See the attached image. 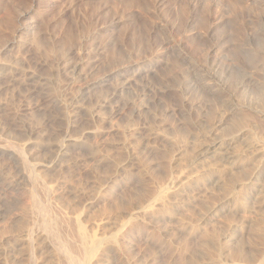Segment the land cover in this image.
I'll return each mask as SVG.
<instances>
[{
  "label": "bare ground",
  "instance_id": "obj_1",
  "mask_svg": "<svg viewBox=\"0 0 264 264\" xmlns=\"http://www.w3.org/2000/svg\"><path fill=\"white\" fill-rule=\"evenodd\" d=\"M40 1L41 0H39V2ZM78 1H80L81 5L83 4V7L88 2V0ZM99 1L107 3L108 0ZM113 1L115 2L116 0ZM120 1L128 2L129 6H132L133 2H137L136 0ZM139 1L141 2V0ZM148 1L149 4H151L154 8H156L158 3V9L165 6V3L167 2V0ZM116 2L117 3H115V6L116 4L118 5L119 0ZM145 2H147V0ZM228 2L231 4V7H233L232 5H236L241 11H255L258 14L260 13L264 19V0H228ZM228 2L227 4H229ZM11 3H13L12 0ZM41 3L47 7L49 2L48 0H44ZM13 4L15 5L16 3L14 2ZM13 4L3 7L6 9V11H4L2 7L0 8L3 10H0L1 12H6L5 14L7 16H5L8 17V19H11L13 16H11V14L13 13L15 6H18V4H16L13 8V6H11ZM124 6L127 7L125 3ZM184 10L185 8H182L181 12L183 13ZM78 15H76V17H78ZM1 19L0 22H3L5 28L4 30L2 29L3 33L0 35V94L1 92H7L8 90L13 91L15 88H19L20 90L22 89L26 92H37V90L41 91L42 89H45L46 82L40 76L42 74L39 75L40 72L38 73L36 69L31 68V66H25L24 64V60L27 59L26 54H30L33 51V47L36 48L34 44H38L37 48L42 49L40 45L44 43V40H42L43 37H41L39 34V27L37 29L36 27H32L33 25L29 26L28 24H13L12 21H1ZM70 20L74 21V19ZM72 22L70 25L67 24L68 26H63L62 23L60 24L63 27H69L64 31L65 34L62 37V45H64L63 43L71 42L73 36L76 35L75 33L77 32L78 28L75 29V27H78V25H75L76 23ZM76 22L79 23L78 21ZM66 23L64 22V25ZM73 30L76 31L73 33ZM76 38L77 37L75 36L74 39L76 40ZM53 42L51 44L53 46L51 47L49 46L50 44H48L50 48H47V51L45 52L48 53V51L51 52V50H53L52 47L56 45H54ZM114 53L115 52H113V54ZM24 56L26 57L24 58ZM93 61V59L88 58L87 64H90L91 62L93 64ZM59 62L57 64H59ZM36 65L38 64L36 63ZM38 66L41 68L43 65L41 63ZM38 66L36 67L38 68ZM79 66L80 62H76L70 65H67L66 63L65 66L56 68H62L63 71H66L68 74L72 75L81 73ZM262 67L263 66H261V68ZM115 68H118V66ZM145 69H134L133 71H124L122 69L109 70L103 74L104 77H106L105 80L88 83L82 90H80L79 93L81 96L90 93L100 94L102 90L100 92L95 91L98 84H105L106 86L111 84L112 90L106 89V91H110L109 93H112L111 95L113 97L117 94H119L120 97V95L126 93L124 91L130 89L138 81H141L143 75L144 78L149 77V69ZM144 72L146 73L144 74ZM215 73L217 74V77H219L217 71L214 73L212 72L210 75H208V77L202 78L203 82L199 80L201 83L197 82L196 84H193L196 86V88L193 86V88L191 87L193 90L192 92L198 94L199 97H202V95L204 97V95H206L207 98L204 97V99L201 100L202 102L200 101L197 103L196 97L192 98L190 96V98H186L187 94L184 92L182 93L181 91L178 93L176 92L175 94L177 96L176 98H178L180 101V106L182 107L181 109H183L186 114L193 113L196 115L195 117L193 116L195 119L191 121L193 122V127L197 129L196 132L190 129L192 124H189L190 120L188 121L186 119L187 124L190 125L189 129V126H186L188 129V135L189 130L193 131V134L191 133L190 136L185 135L184 132L182 133V130H178V127L177 134L174 132L175 134L172 133L174 136L170 135L171 131L176 128L168 131L166 128L167 126H163L162 123L165 118L164 120L161 118V127L159 126L156 128H149V132L146 134V137L148 138L145 137L146 141L144 143L143 141H137L138 136H136L137 132L135 129L131 128L123 130L122 128L120 131L118 127L116 130L115 126L114 129L116 132H121L123 135H127L128 138L121 134L120 138L118 139H121V136L124 137L123 139L120 141L116 140V142H109L106 138L102 137L105 136L104 133L108 131L102 130L99 127H81L80 133H78V131L77 133L74 132L75 135L71 133L69 134L68 131L72 127V129H74V126L77 125H79V127L80 125L84 126L80 124L78 118L80 111L82 112V110H86L84 107L86 104L84 105V101L78 102V99H76L74 96H72L73 98L69 97V99L61 98L57 101L52 99L51 101L49 100L50 104L44 103L42 101L33 106L34 109L30 107L29 103L21 106V110L28 111L27 114L30 116L29 120L31 119V121L27 122L29 124H31V122H35L37 124L41 121V118L44 117L43 115L46 114H44V112L50 110L59 112L58 115L60 114L61 118L66 122H64L65 127H63V132L61 130L62 133L59 130L62 128L61 126L58 129V134L57 132L53 136L48 134L49 136H45L46 138H44L42 137V134L44 133H39L43 131L42 127H37L38 124H35V126L32 127L31 125L25 123L26 121L24 119V123L27 124L26 127L29 129L30 133L38 131L37 134H41L39 137L42 138L38 139L36 137V139H34L27 136L28 139L24 138L25 141L23 143H16L17 145L15 144L12 147L0 143V206L10 198L14 202V206L16 205L15 209L17 210L15 214L13 213L14 215L12 214L11 220L20 224L24 223V229H20L19 232L13 235L14 237H12V244L4 248V251L9 250L11 253L13 252L15 254V256L13 255L14 257H12V260L9 259V262L6 261L4 263L21 264V261L23 260L21 259L20 261L19 257H16V254L19 252L18 249L22 248L18 255H20L22 251L25 252L27 256L26 259H28L27 262L29 260L32 262L34 261L33 263L31 262L32 264H37L43 258H49L48 263L50 264H120V261L121 263L123 261L121 260V256L128 252L127 250H130L133 244H135L134 241L138 240L137 242H139L144 240L145 234L143 233V227H150L152 229L159 230V228L161 229V226L165 224L162 223V220L165 217H171L173 224L176 227V235L178 237V241L176 240L177 242L173 248L174 258L172 264H264V131L262 129L256 131L252 128L245 127L244 129H234L232 127V130L234 129V131L229 132L230 134H220V130H223L226 126H229L227 123L229 121L232 123V120L236 119L237 116L239 117V115H244L245 118H251L250 120H253L255 126L258 127L260 123H264V108L251 109L248 106H242V104L240 105V103L234 101L235 99L232 100L234 95H232L231 98L229 93H227L228 91L225 89L228 87L225 86V82H219V80L221 81V78H223L222 81L226 79V74L224 76L225 72H221V75L219 74L221 77H219L220 79L215 76ZM228 74L229 73H227V75ZM112 76L117 77L115 78L117 81L115 80L116 82L114 85L109 81ZM248 77L250 79V75L247 74V79L243 77L244 79L242 78L239 82L237 81L236 86L233 84L235 86L233 93L235 94V91H238L237 93H239L240 89L242 90L241 93H243V91H250L252 90L251 86H253L256 87L255 89L253 88L255 94L257 95V93H259L260 97H264V83L261 81L260 83H257L258 80L256 83L251 82L253 79L250 81ZM143 80L148 81L146 78ZM224 81H227V79ZM188 82L190 81L188 80ZM186 85L190 87L192 84L188 83ZM185 88L187 87L185 86ZM187 90L188 89L185 91ZM42 92H44V90ZM151 92L154 94V91ZM105 94L107 97L108 93L106 92ZM43 95L39 98L43 99ZM208 96L212 99V106H209L208 101L210 99L208 100ZM46 99L44 98V100ZM1 100L2 99L0 98V111L3 108H7L1 103ZM88 102L90 103L89 100ZM106 102L107 101L105 100L104 104L100 105V108L96 113H93L95 112L94 110L89 111L94 108L93 107L89 109V107H91L89 104V106H87V112H82V114L88 113V116L91 118V120L92 118L93 120L96 118L103 120V114L105 115L108 112L102 113L101 107L104 106ZM147 112L145 111V113ZM18 113L19 111H16L15 114L18 115ZM171 113H173V111ZM46 119L47 118H45V120ZM239 119L238 121H240ZM43 122L46 121L43 120ZM40 123V126L45 124ZM261 126L262 125H260V127ZM36 127L39 129L37 130ZM44 127L45 126H43V129ZM198 127H206L204 128V130L206 129L205 132L198 134ZM27 128H24L25 131H27ZM225 129H227V127ZM53 132H55V130ZM45 133H47V131ZM76 134L79 135L76 136ZM149 139H157L158 142L160 141V143L163 142L167 146H173V151L171 153L168 152L169 147L164 148L168 150L164 152L170 154L168 157L166 154L167 159H165L163 162L164 164L161 165V169H159V171H157L158 168L154 172H151L152 170L149 171L148 168H143L142 162L139 160L137 155V153H140V151H142L144 148L148 150L150 147V141L148 142ZM151 145L154 146V142L151 143ZM164 145L162 144L163 147ZM157 148L159 147L157 146ZM111 149H121V151L123 149L126 151L128 156L127 158L125 157L123 159L116 158L115 152ZM72 152H79L78 154L82 153L85 156L87 163L85 161L84 162L89 171L95 172L102 167L104 169L103 172L107 170V173H104V175H102L103 173H100V175L96 172L93 173L98 175L93 176V183L95 187H93L90 192L85 189L86 187L84 188L81 185L79 186L73 183L69 184L67 182L70 181V176L66 177L68 174L65 170L70 166V156L72 155ZM164 152H162V154ZM185 155L187 157L186 160L184 159ZM72 159L74 158L72 157ZM152 161L154 160L152 159ZM182 161H186V164L183 166ZM104 166L106 167L104 168ZM130 167L139 172H137V178L134 181L133 179L131 180L134 186H138L139 189L133 188L134 191L132 193L129 192L126 198L124 197L123 199L118 200L119 194L117 195V193L120 191V189L123 188L122 190H124L128 187V181H126V177H130V174L133 171L130 170ZM87 168L85 167V169ZM64 171L66 173H63ZM122 176L123 178L124 176L126 177L122 179ZM66 178L69 179L66 180ZM130 187L132 186L130 185ZM36 188L42 190L39 191L40 193L42 192L43 196L40 195L38 198L36 195L38 191H36L35 194L33 193L35 191L34 189ZM32 193L37 196V199H35V197L29 198L27 196L29 194L31 197L34 196ZM202 194L209 196L211 195L214 198L212 199L210 197L212 201L208 202V199L210 198L205 196L208 203L206 202L204 204V199L200 198ZM77 200L80 201V204L82 200H84L81 206L77 204V207L79 206L78 208L74 207L75 203L78 202ZM199 202L202 204L200 205ZM95 207H101L99 208L101 211L98 216L92 215L93 213L91 214V209ZM176 208L182 209L183 213H176L174 211ZM96 211L97 214L99 210L96 209ZM189 211L192 212L188 213ZM36 215L39 216V218L41 216V221L39 220V224L42 230L39 231L37 228L38 232L35 230L36 227H34L36 223ZM0 219H3V215L1 213ZM36 224L39 225L38 223ZM218 230H221V233H218ZM186 234L196 235L198 238L194 239L193 243L190 242V245L188 243L187 246H189L187 250L184 251L183 244L186 242L184 241L183 243V239H185L184 237ZM244 234H246L247 237L248 235L250 236V238L248 237L251 239L248 240L251 241L250 243L247 244L241 242L240 239L244 238ZM0 241L2 243L3 240ZM195 246L197 248H195ZM198 248H200V250H198ZM5 260H7V258Z\"/></svg>",
  "mask_w": 264,
  "mask_h": 264
},
{
  "label": "rangeland",
  "instance_id": "obj_2",
  "mask_svg": "<svg viewBox=\"0 0 264 264\" xmlns=\"http://www.w3.org/2000/svg\"><path fill=\"white\" fill-rule=\"evenodd\" d=\"M0 1H1L0 8L2 7V9L4 11H6V9H4L3 7H7L10 4H13L14 2L16 4H18V6L16 4H15L16 6L14 4L11 5V6H13V8L15 6L14 11H13L14 14L13 13L11 14V16L13 15L11 17V19H8V17H6L7 15L5 14L6 12L3 13V12H1L3 10L0 9L1 10L0 11V19L3 18V19H1V21H3V20L8 21L9 20V21H12L13 24H19V25H23V24L27 25L28 24L29 26L33 25L32 27H36L37 29L39 27V29H38V30H40L39 34L41 35V37H43L42 40H44V43L40 45L42 47V49H38L37 48L38 44H36V45L34 44V46H36V48L33 47V49H32L33 51L32 52L30 51L31 55L29 53L26 54L27 59L24 60L25 61L24 64H25V66L26 65L31 66V68L36 69V71L38 73L40 72L39 75L42 74L40 76L46 82L45 89H42L41 91L37 90V92H35V91L34 92H28L27 91L28 92L27 93L26 91H24L22 89L20 90L19 88H17V89L15 88V89H13V91L8 90L7 92H1V94H0V98L2 99L1 103L4 104L8 108V109L3 108L0 111V143L1 144H5V145L12 147L16 143L17 144L23 143L25 141L24 138L28 139L27 136H29L30 138L32 137L34 139H36V137L38 139H40L42 137L46 138L50 134H51L50 136H53L54 134H56V132L58 134L59 130H60V132H61V130L63 132V130H64L63 127H65L64 122H66V121H64V119L61 118L60 114L58 115L59 112L51 111V110L44 112V114L45 113L46 114L43 115L44 117L41 118L40 122H42V123L38 122L37 123L38 125H37L35 122H31V124H29L27 122L31 121V119L29 120L30 116L27 114L28 111L27 110H21L20 107L29 103L30 107L33 108V106H35L37 103H40L42 101L44 103H49V100L51 101L52 99L57 101L61 98H63V99L64 98L69 99V97L73 98L72 96H74L76 99H78V102H83V101L85 102L84 105L85 104L86 105L84 107L86 110H84V111L82 110V112H84V113L87 112V106H89V104L91 106V107H89V109L94 107L96 110L94 108L92 110H89V109L88 110L89 111L94 110L95 112H93V113H96L97 110L100 108V105L104 104V101L106 100L107 102L105 103L104 106L101 107V110H102V113L103 112L104 113L108 112V113L105 115L103 114V117H104L103 120L97 119V118L96 119L94 118L95 120H93V118H92V120H91V118H89V116H88V113L82 114V112L80 111L78 119H79L80 124H82L84 126L80 125V127H79V125H77V126H74V129H72L73 128L72 127L68 131L69 134L71 133V134L75 135L74 132L77 133L78 131H79L78 133H80L81 127H88V128L89 127H99L102 130L108 131V132H105L104 133L105 136H102V137L106 138L109 142H111V141L116 142V140L120 141L124 137L121 136V139H118V138H120L121 134L123 135V133L116 132L115 129L117 130L119 128L121 131L122 128H123V130L133 128L137 132L136 136H138L139 138L141 137L140 139L137 137V141L138 140H139V142L143 141V143H144L146 141L145 137H146V134L149 132L148 131L149 128H156L159 126L161 127V125L163 123V126H165V127L167 126L166 128L168 129V131L173 129V128H176V129H173V131H171L170 135L174 136L175 133L177 134V127H178V130L179 129L182 130L181 131L182 133L184 132L185 135H188V129L190 128V125L187 124V120L188 121L190 120L189 124H192L190 129L194 130V132L197 131V129L195 127H193V122H191V121H193V119H195L194 117L196 115L193 113L192 114H186L185 111L183 109H181L182 107L180 106V101L178 100V98H176L177 96L175 94H176V92L178 93L179 91H181L182 93L184 92L185 94H187L186 98H190V96L192 98L196 97L197 103H199L202 99H204V97L205 98H207V97H206V95H204V97H203V95H202V97H199L198 94L192 92L193 90L191 89V87L193 86L194 88H196V86L193 84H196L197 82L201 83L200 81H202V78H206L212 72L214 73L216 71H217L219 77L221 75L220 74L221 72L222 73L225 72L224 76L226 74L225 77H226L227 81H224L226 79H224L222 81L223 78L220 77L221 81L219 80V82H223V83L225 82V84H226L225 86L229 88V89L228 88L225 89L226 91H228L227 93H229L231 98H232V95H234L232 100L235 99L234 101H236L237 103H240V105L242 104V106L243 105L248 106L251 109H259V108L262 109V108H264V97H262V96L260 97L259 93H257V95L255 94L254 89L256 87L251 86L252 90L243 91V93H241V91H242L241 89L239 90L240 91L239 93H237L238 91H235V94L233 93L234 92L233 89H235L237 81L239 82L243 77L247 79V74L250 75V79L248 77V79L250 81L252 79L254 80V81L252 80L251 82L256 83L258 80L257 83H260V81L262 83H264V69H263L264 68V19L260 13L258 14L255 11H241L236 5H232L233 7H231V4L228 2V0H220V1L219 0H167V2L165 3V6L159 8V9H158V3H157L156 8H154V7H152L151 4H149L148 0H147L148 3L145 2L146 0H141V2L139 0H136L137 2H133V5L131 4L133 7L129 6L128 2H125V1L122 2L120 0H119V2H122V3L118 2V5L116 4V6H115V3H117L116 2L117 0L115 2L113 0H108L107 3L101 2L99 0L98 1L97 0H88L87 4L85 5L86 7L84 6L85 8L83 7V4L81 5L80 1H78V0L77 1H75V0H73V1L72 0H70V1L69 0H48V2L50 4L48 3L47 7H45V5L43 3H41L44 0L43 1L41 0L40 2H39V0H25V1L24 0H12L13 3H11V0H0ZM227 2L230 5L227 4ZM7 3H9V4H7ZM19 3H21V4H19ZM70 3H72V4H70ZM112 3H114V4H112ZM124 3H125V5H127V7L124 6ZM135 3H136V5H135ZM147 4H149V5H147ZM168 4H170V5H168ZM136 6H138V7H136ZM182 8H185L183 13L181 12ZM120 9H121V11H120ZM124 9H126V10H124ZM140 13L142 14V16ZM73 14H74V16H73ZM121 14H122V16H121ZM76 15H78L79 18L76 17ZM74 17H76L77 19ZM70 19H74V21L70 20ZM60 20H62L63 22ZM70 21L71 22L73 21L74 23H76L75 25H78V27H75V25L73 24L75 29L78 28V30H79V31L77 30V32L75 33L76 34L75 36L77 38L75 40L74 39L75 36H73V38L71 39L72 40L71 42H73V43L68 42V43H63L64 45H62V42H63L62 37L65 34L64 31L67 28H69V27H63V26L70 25V23H71ZM76 21H78L79 23H77ZM14 22H16V23H14ZM64 22L65 23L67 22V23L64 25ZM0 23H2V24H0V35H1V33H3L2 29L4 30L5 26L3 25V22H0ZM61 23L63 24V26L60 25ZM19 25H17V26H19ZM60 27L62 28L63 31L61 30ZM75 31L73 30V33ZM23 32H24V30H23ZM53 40L55 43L53 42ZM74 41H76V42H74ZM52 42L54 45L56 44L54 47H52V49L54 51L51 50V52L50 51H48V53L45 52V51H47L46 50L47 48H50L51 46H53V45H51ZM69 43H71V44H69ZM48 44H50L49 45L50 47L48 46ZM54 48L56 49V51ZM62 48H64V49H62ZM40 50H41V52H40ZM66 51H67V53H66ZM111 51H112V53H111ZM113 52H115V53L113 54ZM25 57L26 56H24V58ZM88 58L94 60L93 64H92V62L90 64L88 63L89 65L87 64ZM258 58H259V60H258ZM260 58H262V59H260ZM57 61L58 62L60 61L59 64H57L58 63ZM65 62L67 63V65H70V64H73L76 62H80L79 69H80L81 73L71 75V74H68L66 71H63L62 68L61 69L56 68V67H60V66L61 67L65 66L66 65ZM146 62H147V64H146ZM36 63L38 65L42 63L43 66L41 68H39V66L36 65ZM260 65L263 67L261 68ZM36 66H38V68ZM117 66H118V68H115ZM121 66H122V68H121ZM142 66H143V68H142ZM110 67L112 69H122L124 71H126V70L127 71H133L134 69L135 70L136 69L143 70L145 68L147 70L149 69V72H148L149 77H145L146 80H148V81L143 80V79H145L144 75H143L141 81L143 80L144 82L138 81L134 86H132L130 89H128L130 91H128V90L124 91L126 93H123L122 95H120V97H119V94L114 95V97H113L111 95L112 93H109L110 91L108 92V90H112L111 84L107 85V86L105 84L104 85L98 84L96 86L95 91L100 92L102 90L100 93L101 95L99 93H92L93 95L90 93V94L81 96V94L79 92H80V90H82L84 88L85 85H87L88 83H92L93 81L100 82V81L105 80L106 77H104L103 74H105L109 70H112ZM211 69H212V71H211ZM218 70H219V72H218ZM145 73L146 72H144V74ZM227 73H229V74L227 75ZM251 75H253V76H251ZM145 76H147V75H145ZM215 76L217 77L216 73H215ZM219 77H217V78H219ZM115 78H117V77L112 76L109 79L110 83H112L113 85L117 81ZM188 80L190 82H188ZM186 81H187V83H186ZM188 83L192 84V85L191 86L189 85L190 87H188V85H186ZM185 86L187 88H185ZM182 87L185 89H183ZM174 88H176V89H174ZM106 89H108V90L106 91ZM146 89H148V90H146ZM186 89H188V90L185 91ZM43 90H44V92H42ZM45 90H46V92H45ZM243 90H245V89H243ZM151 91H154V94ZM40 92H41V94H40ZM106 92L108 93V95H107L108 98L106 97V94H105ZM45 93H46V96H45ZM160 93H162V94H160ZM47 94H49V95H47ZM42 95H43V99L39 98L40 96L42 97ZM48 96H50V97H48ZM86 96H87V98H86ZM183 97H185V96H183ZM36 98L39 99L40 101L37 100ZM44 98L45 99L47 98V99L44 100ZM79 98H80V100H79ZM87 99L90 101V103L88 102ZM208 100L211 101L212 100L211 97L209 98V96H208ZM2 101H5V102H2ZM209 101H208V103L210 106L213 102L212 101L209 102ZM156 102H158V103H156ZM5 103H9V104H5ZM98 103H100V104H98ZM111 103H113V104H111ZM18 106H19V109H18ZM140 106L141 107L144 106V107L141 108ZM170 108H171V110H170ZM11 109H13V110H11ZM49 109H53V108H49ZM8 110L11 112H9ZM15 110L19 111L18 115L15 114L16 113ZM14 111H15V113H14ZM145 111L146 112L149 111V112L145 113ZM172 111H173V113H171ZM56 112H57V114H56ZM109 116H111V117H109ZM55 117H56V119H55ZM39 118H40V116H39ZM45 118H47V119L45 120ZM161 118L163 120L165 118V120L162 123H160L161 122L160 120H162ZM241 118H242V120H241ZM24 119L26 121L25 123L31 125L32 127H34L35 124L37 125V127H42L43 131L39 132V133H42V132L44 133V134H42V137H39V135L41 136V134H37L38 131L34 132V133L33 132L30 133L29 129L26 127L27 124L24 123ZM84 119H85V121H84ZM236 119L232 120L233 122L231 121L233 123V125H232V123H230V121L227 123L229 126L225 125L227 127V129H225L226 127L225 128L222 127L224 129L220 130V134H222V135L223 134L224 135L230 134L229 132H231V131L233 132L234 129H237V128L238 129H244L245 127L255 129L256 131L259 129H262L264 131V123H262V124L260 123L257 127V126H255L253 120H250L251 118H247V117L245 118L244 115H241V116L239 115V117L237 116ZM238 119L241 122L238 121ZM43 120L46 122L48 121L47 122L48 124L46 122H43ZM21 121H22V124H21ZM82 121H83V123H82ZM180 121H182V122H180ZM6 122H7V124H6ZM49 122L51 125L49 124ZM39 123L40 124L45 123V124L40 126ZM102 124H103V126H102ZM111 124H113V125H111ZM29 125H28V127L30 128ZM250 125H252V126H250ZM260 125H262L263 127L261 126L262 127L261 128ZM12 126H13V128H12ZM43 126H45L44 129H43ZM61 126H62V128L59 129ZM186 126L187 127L189 126L188 129ZM37 127H36V129L38 130L39 128H37ZM56 127H57V129H56ZM76 127H77V129H76ZM179 127H181V128H179ZM184 127H186V128H184ZM232 127L234 128L233 130H232ZM20 128H22V129H20ZM24 128H27V131H25ZM198 128H199L198 134L204 133L206 130V129L204 130V128H206V127H198ZM52 130L53 131L55 130V132H53ZM192 130L191 131L189 130L188 136H190L191 133L193 134ZM46 131H47V133H45ZM32 133L34 135L36 134L37 136L36 135L34 136ZM172 133H174V134H172ZM26 134H30V135H26ZM77 135H79V134H76V136ZM123 136H126L128 138L127 135H123ZM146 138H148V137H146ZM156 140L157 139H149L148 140V142L149 141L151 143L154 142L155 147L153 145H151V143L149 142L151 149H150V147L148 148V150H146L144 148V149H142V151H140V153L139 152L137 153L139 160L142 162V167L148 168L149 171L152 170L151 172L156 171L157 168H158L157 171H159V169H161V165H163L164 164L163 162L165 161V159H167L166 154L168 157L169 154L173 151V146H170V145L167 146L165 143L161 142L163 145L165 144L163 147L162 144L160 143V141L158 142V140L157 141ZM152 146H153V148H152ZM157 146L159 148H157ZM164 148H168L169 151L164 149ZM111 150H113L115 152L116 158L123 159L125 157L127 158V156H128L126 151L123 149H122V151H121V149H111ZM164 151L165 152L168 151L170 153H165ZM162 152L165 153V156H164V153L162 154ZM78 153L72 152V155L70 154L71 155L70 156L71 157L70 162L72 164L70 163L69 164L70 166L65 170L68 174V175H66V177L70 176L69 177L70 181H67V182L69 184L73 183L75 185L76 184L79 186L81 185L84 188L86 187L85 189L90 192V190H92V188L95 187L94 183H93L94 182L93 176L98 175V174H93V173L96 172V173H99V175H100V173L101 174L103 173L102 175H104V173H107L106 172L107 170H105V172H103L104 169L102 167V168L96 170L95 172L89 171L87 166L85 165V162L87 163L85 156L82 153H80V154H78ZM118 154H120V155H118ZM72 157L74 159H72ZM163 157H164V159H163ZM184 157H185L184 159L186 160V158H187L186 155ZM152 159L154 161H152ZM160 160H161V162H160ZM72 161H74V162H72ZM182 162H181L182 166L186 164V161H182ZM181 163H180V165H181ZM158 164H160V165H158ZM85 167L87 169H85ZM105 167L106 166H104V168ZM130 170L131 171L133 170L134 172L130 171L131 172V174H130L131 178L129 176L128 177L124 176V178L125 177L127 178L126 181H128V187L125 188L124 190H122L123 188L120 189V191L117 193V195L119 194L118 200H121L124 197L126 198V196L129 192L132 193L134 191L133 188H136V189L138 188V186L137 187L134 186V184L132 183L131 180L133 179V181H134L137 178V174L139 172L137 170L132 169L131 167H130ZM65 171L63 173H66ZM243 174H245V173H243ZM121 178L124 179L123 176ZM68 179L66 178V180H68ZM82 182L85 184H83ZM130 185L132 187H130ZM34 190H35L33 192L34 194L36 191H38L36 193L38 198L40 197V195L43 196L42 192L40 193V191H39L41 189L36 188ZM206 194H208V193H206ZM206 194L205 195L202 194L200 196V198L204 199L203 200L204 204L207 202L206 201L207 196H208V198H210V197L212 199L214 198L211 195L209 196ZM27 196L29 198L35 197V199H37V196H35V195L31 197V195L29 194ZM211 198L208 199V202L212 201ZM83 201L84 200H82V202ZM79 202L80 201L75 203L74 207H77V204L79 206H81L82 202H81V204ZM199 204L201 205L202 203L199 202ZM15 206H14V202L10 198L8 199V201L6 200V202L0 206V207H2V208H0V213L3 215V219L2 220L0 219V238H1L0 240H3L2 243L0 241V264H3L6 261L9 262L10 261L9 259L12 260V257L15 256V254L13 252L11 253L9 250L4 251V248L6 246L12 244V242H13L12 237H14L13 235H15L17 232H19L20 229H22V228L24 229V223L20 224V223H17L15 221L11 220L12 214L13 213L15 214L17 212V210L15 209ZM99 208H101V207L93 208L94 211H93V209H91V214L93 213L92 215L98 216V214H100V211H101ZM96 209L99 210L97 214H96V212H97ZM174 211L176 213L177 212L180 213L183 210L180 208H176V210L174 209ZM191 212L189 211L188 213H191ZM4 217H5V219H4ZM40 218H41V216H40ZM40 218H39V216L36 215L35 222L39 224L40 223L39 220L41 221ZM163 220H162V223L163 224L165 223V224L162 225L161 229L159 228V230H155V229H152L150 227H147V228L143 227L144 228L143 233L145 234L144 240H141L139 242H137L138 240H135L134 241L135 244H133V246L131 248L129 247L130 250H127L128 252L123 254L124 257L121 256V258H122L121 260H123V261H122V263L120 261V264H172L173 258H174L173 248L175 246V243L178 241V237L176 235V227L174 226L173 220L171 217H165ZM36 223L34 225V227H36L35 230H37V228H38L39 231H41L42 229L40 227V224L37 225ZM163 229H165V230H163ZM37 232H38V230H37ZM154 232H155V234H154ZM218 233H221V230H218ZM152 234H154V235H152ZM186 236H187V238H186ZM186 236L184 237L186 240L183 239V243H184V241L186 242L185 244H183L184 251L187 250L188 246L191 244L190 242L193 243L194 239L198 238V236L191 235V234L190 235L186 234ZM243 237L245 239L242 238V236H241L242 239H240L242 243L248 244L251 242V241H248V240H251V239H249L250 238L249 235H248L249 238L247 237L246 234H244ZM188 238L190 241L188 240ZM172 243H174V244H172ZM188 243H189V245L187 246ZM195 248H197V247L195 246ZM21 249H18L19 252ZM198 250H200V248H198ZM19 252H18V254H19ZM18 254H16V257L17 258L19 257L20 261H21V259L23 260V261H21V264L22 263L23 264H32L34 262V261L32 262L30 260L27 262L28 259H26V257H27L26 253L23 251H22V253H20V255H18ZM6 258H7V260H5ZM167 258H169V259H167ZM48 259L49 258H46V259L43 258L37 264H47L49 261ZM4 264H6V263H4ZM48 264H50V263H48Z\"/></svg>",
  "mask_w": 264,
  "mask_h": 264
}]
</instances>
